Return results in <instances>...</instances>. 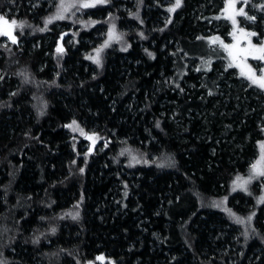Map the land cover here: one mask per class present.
Masks as SVG:
<instances>
[{"label": "trees", "instance_id": "1", "mask_svg": "<svg viewBox=\"0 0 264 264\" xmlns=\"http://www.w3.org/2000/svg\"><path fill=\"white\" fill-rule=\"evenodd\" d=\"M81 2L0 0V264H264V200L232 193L264 92L211 55L222 0Z\"/></svg>", "mask_w": 264, "mask_h": 264}, {"label": "rangeland", "instance_id": "2", "mask_svg": "<svg viewBox=\"0 0 264 264\" xmlns=\"http://www.w3.org/2000/svg\"><path fill=\"white\" fill-rule=\"evenodd\" d=\"M52 1L53 0H51V2ZM133 1H135L133 2L134 5L136 3V0ZM185 1L186 0H181L180 6L175 7L176 0H169L171 4L169 6V9L174 8V11H169L171 15H173L179 9L183 8ZM222 5L223 8L221 9V11H219L217 21L210 22L208 24L210 28L207 30V38L209 39V43L214 45L212 46L213 48L211 47L212 50L209 48V46L208 49L209 51L211 50L212 57L218 58L225 55L229 66L231 65L232 68L236 69L237 75L244 77L250 82V84L254 85L253 90H255L261 96L263 95L264 88L259 87L258 84H254L252 80L248 78V68H251L252 73H254L256 78H260L261 76H264V60L254 59L252 56H248L247 58L236 56L234 58L233 55H230V52H234L235 48L229 49L225 48L224 46L238 45L239 48H248L250 46L249 42L251 45H255L257 48H259L261 45H264V31L261 35H245L246 33H255L253 30L254 28L249 27V25L256 24V18L262 16H260L259 11L262 10L264 12V7H262L264 6V0H234V4L232 7H229L228 0H222ZM241 9L246 15L239 14ZM197 11L198 8L195 13ZM248 17H254L255 19H248ZM261 18L262 23H264V16H262ZM3 19L8 23H0V28H2L5 32L10 30L11 36H5L8 41H13L11 37L14 35L11 31L10 21L7 18ZM233 19L236 21L235 24L233 23ZM241 30H243V32H241ZM205 45H207L206 41ZM243 81L244 83H246V85H249L248 82H246L245 80ZM68 129L71 133L75 134L74 136L77 137V142H86V144H84V148H87L89 149V151H91L89 152V154L92 153L96 145L99 143V139L95 134L87 133L76 122L70 123L68 125ZM253 165H256V168H253ZM261 170H264V148H262V146L260 148V154H258L257 158L249 169L248 176H236L234 178V181L232 183V193L253 192L252 188L256 186V189L259 190L260 198L264 200V176L258 175V172ZM245 181H247V183H245Z\"/></svg>", "mask_w": 264, "mask_h": 264}, {"label": "snow or ice", "instance_id": "3", "mask_svg": "<svg viewBox=\"0 0 264 264\" xmlns=\"http://www.w3.org/2000/svg\"><path fill=\"white\" fill-rule=\"evenodd\" d=\"M65 0H62V11H66V8H63V4H64ZM101 2H106V0H82V2L80 3V7H92L94 6L95 3H101ZM181 3V0H176V5L175 7H179ZM228 4L229 7H232L234 4V0H228ZM72 6H75V3L72 4ZM264 7V6H262ZM169 11H174L173 9H169ZM242 15H246L245 13H243V10H240V13ZM56 19H63V15L58 14L56 17ZM231 18V17H230ZM248 19H255L254 17H248ZM51 22V20L47 21L46 23ZM0 23L2 24H7V21H4L3 17H0ZM12 24H15V21L11 22ZM233 23L235 24L236 21L233 19ZM241 32H243V30H241ZM0 34H4V35H9L11 36V32L10 30L5 32L2 28H0ZM245 35L247 36H252L255 35V33H246ZM13 42L15 43V37L12 36L11 37ZM249 47L248 48H239L238 45L236 46H232V45H225V48H235L234 52H230V55H233V57L235 58L236 56H242L244 58H247L248 56H252L254 59H259V60H264V45H261L259 48H257L255 45H251L249 42ZM60 49H58L59 51ZM100 50H97V53L99 54ZM151 55V54H150ZM97 63H99V60L97 59L96 61ZM231 66V65H230ZM247 67V66H246ZM248 78L250 80H252V82L254 84H258L259 87L264 88V76H261L260 78H256L254 73H252L251 68H248ZM262 148H264V145H262ZM133 159H135V157H133ZM253 168H256V165H253ZM259 176H264V170H261L258 172ZM245 183H247V181H245Z\"/></svg>", "mask_w": 264, "mask_h": 264}]
</instances>
